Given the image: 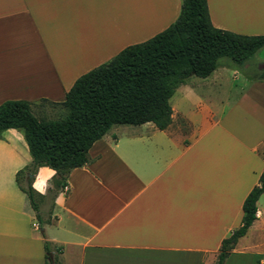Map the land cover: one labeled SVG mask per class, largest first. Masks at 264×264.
<instances>
[{
  "label": "crops",
  "instance_id": "crops-1",
  "mask_svg": "<svg viewBox=\"0 0 264 264\" xmlns=\"http://www.w3.org/2000/svg\"><path fill=\"white\" fill-rule=\"evenodd\" d=\"M206 4L213 27L264 35V0ZM180 6L0 0V104L26 101L33 111L63 102L78 77L165 30ZM248 61L241 66L250 68ZM263 72L264 64L234 83L236 98L221 118L206 103L209 89L185 80L169 99L166 129L112 126L63 188L52 185L53 170L38 167L26 176L41 196L39 213L15 180L31 163L22 134L1 132L0 264H44V242L51 255L60 249V264H213L222 240L241 226L243 201L264 169ZM256 209L223 264H264V193ZM37 214L50 222L40 225Z\"/></svg>",
  "mask_w": 264,
  "mask_h": 264
},
{
  "label": "trees",
  "instance_id": "trees-1",
  "mask_svg": "<svg viewBox=\"0 0 264 264\" xmlns=\"http://www.w3.org/2000/svg\"><path fill=\"white\" fill-rule=\"evenodd\" d=\"M263 47L264 35H238L213 27L206 0H181L177 19L165 30L78 77L63 102L52 104L59 109L56 118L37 117L26 101L0 104V134L7 129L20 132L31 158L15 180L33 212L39 213L41 196L27 174L48 167L55 172L52 185L65 187L69 172L88 162V150L112 126L152 123L158 130L166 129L171 122L169 99L188 77L207 78L223 58L241 66ZM259 79L264 80V72ZM263 193L264 169L243 201L241 226L222 240L213 264H223L246 234ZM36 220L40 225L50 222L39 214ZM43 247L44 264H60V249L54 248L51 255L50 244L44 242Z\"/></svg>",
  "mask_w": 264,
  "mask_h": 264
},
{
  "label": "rangeland",
  "instance_id": "rangeland-1",
  "mask_svg": "<svg viewBox=\"0 0 264 264\" xmlns=\"http://www.w3.org/2000/svg\"><path fill=\"white\" fill-rule=\"evenodd\" d=\"M248 64H250V68L245 69L244 66H236L231 62L230 59L223 58L219 60V66L216 68V70L206 79H200L192 76L187 78L186 80L198 84L200 87L209 89L208 96L210 97L208 98H210L211 101L207 100L206 103L209 107L212 108L213 111L217 112V117L221 118L220 116L223 113H226L233 106V101L236 98V90L233 89L234 83L243 84L245 82V76L247 74H257L258 68L262 64H264V47L255 52L253 57L248 61ZM221 74L222 80L220 79V77L219 79H217ZM224 75H226L227 83L229 84V86L225 88L223 84L226 81L224 79ZM234 76H236L237 78L236 82L233 81ZM40 107L41 108L37 107L35 110H33V113L37 117L53 119L56 118L59 113V109L51 105L43 104L40 105Z\"/></svg>",
  "mask_w": 264,
  "mask_h": 264
},
{
  "label": "water",
  "instance_id": "water-1",
  "mask_svg": "<svg viewBox=\"0 0 264 264\" xmlns=\"http://www.w3.org/2000/svg\"><path fill=\"white\" fill-rule=\"evenodd\" d=\"M30 176V175H29Z\"/></svg>",
  "mask_w": 264,
  "mask_h": 264
}]
</instances>
